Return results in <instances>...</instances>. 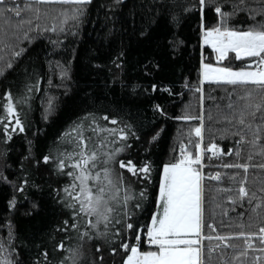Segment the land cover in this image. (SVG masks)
Returning <instances> with one entry per match:
<instances>
[{
	"label": "snow or ice",
	"instance_id": "snow-or-ice-1",
	"mask_svg": "<svg viewBox=\"0 0 264 264\" xmlns=\"http://www.w3.org/2000/svg\"><path fill=\"white\" fill-rule=\"evenodd\" d=\"M90 3L91 0H31L21 5L17 0H0V45L10 53V58L0 56V78L7 79L8 74L15 71V65L28 51L27 47L20 45L24 41L35 39L30 35L33 31L37 33L57 31L58 26L55 24L49 29L47 26L41 27L38 23L42 15L40 5L60 4L71 7V15L67 12L61 13L63 19L59 30L63 32L70 20H80ZM161 7L169 8V5L162 3ZM175 7H180V13L175 14L169 8L164 27L168 29L171 23L172 26L179 28L186 18L194 16L198 21L197 27L202 42L215 53L216 61L206 63L201 59L197 83L190 85L185 81L182 87L199 94L201 103L204 100L205 83L230 86L232 94L242 92L239 100L244 103L234 104L229 100L226 106L228 112L223 117V121L231 125V128L223 129L222 135L238 136L237 145L247 143L252 149H258L260 155H264V0H254L252 4L248 0H187L180 5L173 0L172 8ZM240 13L245 14L247 26H231L230 22ZM43 15L47 16L48 13L45 12ZM147 34L146 31L141 32V35ZM164 41L166 47H170L175 52H179L185 43L179 32H172L170 29L164 36ZM230 53L234 54L232 61L245 62V66L234 68L231 66L232 61H229L228 65L223 64L224 61L229 60ZM108 59L123 74L127 64L125 47L121 46L119 50L110 53ZM55 67L60 69L62 81L71 79L69 69L59 61L55 62ZM95 67L100 69L108 66L98 64ZM108 70L111 71L110 68ZM24 71L27 73L28 69L25 68ZM138 71L144 83L130 85L134 93L142 92L149 97L153 93L173 94L175 81L167 79L164 75V67L159 61L146 58V61L139 62ZM48 83H52L51 79ZM39 84L40 77L37 76L35 84L25 86V94L14 97L12 91L5 92L6 102L0 105L3 110V116L0 117L3 128L0 131L7 133L4 136L5 142L12 141L13 133H25L24 118L27 117V113H24L22 118L21 112L17 110L18 105L22 109L28 104L32 98L28 93L39 91ZM121 87H125L123 79H121ZM180 95L183 93L181 92ZM52 110L50 100L48 111ZM153 110L162 118V123H167L171 119L198 121L199 126L191 128L187 133L189 145H192L195 151L181 143L178 156H173L168 161L159 158L152 160L148 154L155 155L152 153V148L161 141V134L165 132L163 127L157 126L141 136L137 133L144 127L142 122L137 128L127 120L110 119L108 115H103L99 117L100 120L123 126L101 128L94 112H88L81 117L74 123L72 131L64 134L75 145L71 152L57 145L55 155L50 149L48 154L42 152L39 156L33 157L31 156L33 142L29 140V156H24L20 162V174L15 180H10L0 172V183L10 185L12 188L7 206L18 212L17 194L22 204L29 198V191L41 190L35 180L30 179L34 173L25 167L23 163L25 160L37 171L43 164L57 175L71 177V182L56 187L52 192L54 202L61 208V217L49 232L47 240H43L42 243L33 241L36 249L34 258L22 255L27 245L23 241L20 245H16L14 225L11 221L5 224L7 239L0 238V264H85L82 252V242L85 240L97 253L94 258L87 261V264H105L104 250L115 255L121 249L123 250L121 264H242L241 257H246L248 250L253 249L254 234L240 231L236 234L221 235L212 223L207 224V227L215 234H204L206 226L204 181L206 179L221 181L219 172L205 176L203 172L205 154L210 153L211 157H218L232 155V152L225 153L211 140L205 146L203 112L197 116L187 111L179 116H170L159 104L155 105ZM209 119H212L211 114ZM10 120L15 124L11 131L8 123ZM86 131L93 134L103 132L107 136L99 139L89 148L88 142L92 137H85ZM72 132L76 134L74 137ZM248 135L252 137L250 140L246 139ZM193 136L198 138L194 144ZM117 139L119 146L104 150ZM130 140L133 143L139 142L135 149L133 143H129ZM7 152L6 145L0 156L5 158L4 167L10 168L11 166L6 163ZM141 152L144 155H141ZM235 154L239 158L241 150L238 148ZM248 159H252L251 152ZM69 164L70 170L65 171ZM222 167L243 169L247 173L250 165L231 163ZM259 167L264 168V164ZM125 172L129 174L127 178ZM153 173L158 174L157 183L154 185L158 188V207L154 214L147 218L150 221L148 223L137 210H144L148 187H153L148 183L153 179ZM229 179L233 183H239L240 186L217 188L215 190L217 196L228 194L226 199L233 206L244 198H247L249 205L258 199L256 192L250 193L244 186L248 182L247 176L241 177L239 181L235 176ZM141 181L148 186L138 188ZM259 191L264 193V186H261ZM215 199L216 197H213L214 201ZM259 200L260 203L252 209L257 218L260 217L261 210H264V195L259 197ZM220 206L219 203L216 204V207ZM240 206L243 207V203H240ZM40 210L39 202L33 200L31 209L24 215H32ZM239 227L244 226L241 224ZM259 234L262 246L256 251L261 255L253 257L254 264H264V227L259 228ZM74 238L81 243L75 247L65 248L64 240ZM241 239L245 244L239 249V255H236L237 245L232 241ZM204 241H215V244L206 247ZM145 244L148 247H145ZM229 249L232 250L231 255ZM64 253L67 255L65 256Z\"/></svg>",
	"mask_w": 264,
	"mask_h": 264
},
{
	"label": "trees",
	"instance_id": "trees-1",
	"mask_svg": "<svg viewBox=\"0 0 264 264\" xmlns=\"http://www.w3.org/2000/svg\"><path fill=\"white\" fill-rule=\"evenodd\" d=\"M17 2L23 5L31 0H17ZM186 2L187 0H176L177 5ZM248 2L252 4L254 0H248ZM162 3L168 4L175 14H179L181 11L180 7L172 8L173 0H119V2L117 0H91L86 13L80 17V20H70L63 32L59 30L63 19L61 13L67 12L71 15V7L60 4L40 5L42 15L38 23L41 27L47 26L50 29L53 24L58 27L56 32L49 30L37 33L33 31L30 35L35 39L24 41L20 45L27 47L28 51L15 65V71L10 72L7 79L0 78V105H2L6 102L4 99L6 91H12L14 97L18 94L23 95L26 91L25 86L35 84L37 76L40 77L39 91L28 93L32 98L22 109L18 105L17 110L21 112L22 118H24L23 114L27 113V117L24 118L25 133H13L12 141L5 142L6 133L0 131V153L7 145L6 163L11 166L5 168V158L0 156V172H3L10 180H15L16 176L20 174V162L24 156H29V140L33 142L31 145V156L33 157L39 156L42 152L48 154L50 149L55 155L57 145L61 149H65L68 143L65 141L64 134L70 132L74 123L88 112L96 114L97 122L101 128L123 126L122 124L112 125L108 121L100 120L99 117L103 115H108L110 119L127 120L137 128L142 122L144 127L137 133L141 136L157 126L163 127L165 132L161 134V141L152 148V153L155 155L151 153L148 155L152 160L159 158L168 161L171 157L178 156L181 143L195 151L192 145H189L187 133L191 128L199 126V122L171 119L167 123H162V118L153 110L154 106L159 104L170 116H179L185 111L197 116L203 112L205 146L211 140L218 144L225 153L232 152V155L218 157H211L210 153L205 154V167L203 168L205 176L207 177L209 173L213 175L219 172L221 181L208 179L204 181L206 225L204 234H215L211 233L207 227L209 223L215 224L217 232L221 235L236 234L240 231L254 234L253 249L248 250L246 257H241L242 264H254L253 257L261 255L256 249L262 246L259 239V228L264 227V210H261L260 217L257 218L252 209L260 203L259 197L264 195L259 191V188L264 186V168L259 167L264 164V155H260L258 149H252L251 145L247 143L237 145L238 136L222 135L223 129L231 128V125L223 121V117L228 112L226 106L229 100L234 104L244 103L239 100V95L243 93L232 94L230 86L205 83L203 85L204 100L201 103L199 94H194L182 87L185 81L190 85L197 83L201 59L204 62L215 63L216 61L211 48L202 43V37L199 35L197 27L198 21L194 16L186 18L179 28L169 23L168 29L172 32H179L185 39V43L179 52L166 47L164 36L168 34V29L164 27V24L169 8L161 7ZM45 12L48 13L47 16L43 15ZM230 23L233 27L247 26L245 14L240 13ZM248 23H252V21H248ZM143 31L148 34L141 35ZM169 39H171L170 36ZM121 46L126 49L127 60L123 74L108 59L109 54L119 50ZM0 56L10 58V53L5 51L2 45H0ZM232 56L233 54L223 64L228 65L229 61H232ZM146 58L159 61L164 67V75L167 79L175 81L172 95L153 93L149 97L142 92L134 93L132 91L130 85L144 83L138 71V64L146 61ZM56 61L69 69L70 80H61L60 69L55 67ZM98 64L108 67L98 69L95 67ZM231 66L242 67L245 66V62L232 61ZM25 68L28 69L27 73L24 71ZM109 68L111 71L108 70ZM49 79L52 81L51 84L48 83ZM121 79L125 85L123 88ZM181 92L183 95H180ZM50 100L53 107L51 112L48 111ZM129 113H131L130 116ZM210 114L211 120L209 119ZM2 116L3 110L0 108V117ZM2 128L3 125L0 124V129ZM251 138V135L246 136L247 140ZM197 139L193 136V144ZM129 143L133 142L130 140ZM138 144L139 142L133 143V149ZM238 148L241 150L239 158L235 154ZM250 152L252 153L251 160L248 159ZM140 154L144 155L143 152ZM23 163L29 171L34 173L30 179H34L41 190L32 189L29 191V198L22 204L19 194H17L19 209L17 212L7 206L8 199L11 198V186L0 183V238L7 239L5 224L11 221L17 236L16 245H20L21 241L27 245L23 249L22 255L34 258L36 249L33 241L42 243L43 240H47L49 232L61 217V208L54 202L52 192L56 187L67 185L70 181L68 176L57 175L55 171L48 169L43 164L37 171L28 161L25 160ZM231 163H247L250 167L247 173L243 169L222 167L224 164ZM128 175L125 172L126 178ZM157 175V173H153V179L148 182L153 187H148L144 210H137L148 223L150 221L147 218L154 214L158 203V188L154 186L157 183ZM232 176H235L237 181L241 177L247 176L248 182L244 186L250 193L256 192L258 199L249 205L247 198H244L243 201L233 206L226 199L228 194L217 196L215 191L217 188H238L240 186L239 183H233L229 179ZM147 186L148 184L141 181L137 187ZM213 197H216L215 201ZM33 200L39 202L41 210L32 215H24L31 209ZM217 203L221 206L216 207ZM240 203H243V207L240 206ZM241 224H243V228L239 227ZM64 243L65 248H69L75 247L81 242L74 238L72 240L65 239ZM82 243V252L85 264H87V261L94 258L97 253L87 240ZM232 243L237 245L236 255H239V249L243 247L245 241L234 240ZM204 244L209 247L214 245L215 241H204ZM145 247L148 246L145 244ZM228 251L231 255L232 250ZM103 254L105 264H121L122 249L115 255L110 254L107 250H104ZM64 255L66 256L67 253Z\"/></svg>",
	"mask_w": 264,
	"mask_h": 264
},
{
	"label": "rangeland",
	"instance_id": "rangeland-1",
	"mask_svg": "<svg viewBox=\"0 0 264 264\" xmlns=\"http://www.w3.org/2000/svg\"><path fill=\"white\" fill-rule=\"evenodd\" d=\"M205 46H207V45H205ZM230 55H231V53L229 54V56ZM213 56H214V60H215V53L214 52H213ZM8 123H9V131H11V129L15 126L14 121L13 120H10ZM6 135H7V133H6ZM73 135L75 136V134L72 132V136ZM84 135H85V137H88V136H91L92 137V140L88 142L89 143V148H91L93 146V144H95L99 139H103L104 137L107 136V134L106 133H103V132H99V133L93 134L90 131H86L84 133ZM108 139H112V138L111 137H108ZM65 141L68 144H66L67 147L64 150H67L68 152H71L73 150V148L75 147L74 143H72V141H71V139L69 137H66V140ZM117 146H119V140L118 139L116 140V142L114 144L107 145L104 150H109L110 148H114V147H117ZM70 167H71V165L69 164V167L66 168L65 171L70 170ZM68 178H69V181L71 182V177H68ZM157 207H158V203H157Z\"/></svg>",
	"mask_w": 264,
	"mask_h": 264
},
{
	"label": "built area",
	"instance_id": "built-area-1",
	"mask_svg": "<svg viewBox=\"0 0 264 264\" xmlns=\"http://www.w3.org/2000/svg\"><path fill=\"white\" fill-rule=\"evenodd\" d=\"M178 155H179V154H178ZM215 174H216V173H215ZM215 174H214V175H215Z\"/></svg>",
	"mask_w": 264,
	"mask_h": 264
}]
</instances>
